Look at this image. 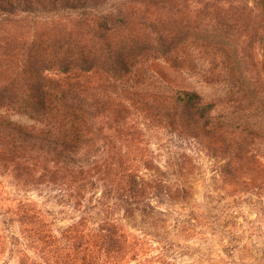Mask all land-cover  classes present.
<instances>
[{"label": "trees", "instance_id": "obj_1", "mask_svg": "<svg viewBox=\"0 0 264 264\" xmlns=\"http://www.w3.org/2000/svg\"><path fill=\"white\" fill-rule=\"evenodd\" d=\"M194 49L221 65L236 108L130 86ZM259 50L264 0H0V177L59 208L0 206V264H208L187 245L198 221L173 209L193 200L201 156L264 198Z\"/></svg>", "mask_w": 264, "mask_h": 264}, {"label": "rangeland", "instance_id": "obj_2", "mask_svg": "<svg viewBox=\"0 0 264 264\" xmlns=\"http://www.w3.org/2000/svg\"><path fill=\"white\" fill-rule=\"evenodd\" d=\"M186 63L180 68L162 61L149 62L146 73L140 72L130 86L144 91L187 89L199 94L208 103L215 104L214 115H221L236 108L226 84L221 65L210 62L206 54L191 50ZM264 52L258 51L262 59ZM93 78L92 81H96ZM12 121L26 124L24 119L12 116ZM155 149L165 153L164 138L154 134ZM218 168L210 159L196 158L192 176L194 196L183 211L173 209L177 220L182 215L193 217L197 224L187 239V245L197 257L208 264H264V198L241 189L225 185L218 176ZM54 195L19 192L11 185L9 178L0 177V206L14 200L35 202L44 211L58 212ZM57 226H65L67 220L58 215ZM182 221V220H181ZM183 223V221H182Z\"/></svg>", "mask_w": 264, "mask_h": 264}]
</instances>
